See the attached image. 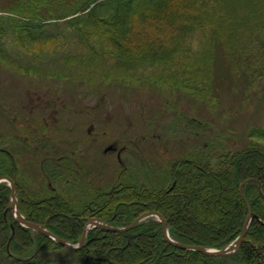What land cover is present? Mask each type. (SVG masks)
Returning <instances> with one entry per match:
<instances>
[{"label": "rangeland", "instance_id": "374dc122", "mask_svg": "<svg viewBox=\"0 0 264 264\" xmlns=\"http://www.w3.org/2000/svg\"><path fill=\"white\" fill-rule=\"evenodd\" d=\"M89 1L96 0H0V138L8 145L15 142L14 146L21 144L19 140L29 148L16 158L17 180L25 192L39 198L54 187L77 210L95 190L121 179L143 183L142 170L165 176L174 161L210 143L220 146H214L212 164L216 166L224 152L252 142L250 131L264 125L263 62L258 67L250 65L247 72L224 42L213 47V59L198 68L211 73V93L198 98L186 88L179 91L169 84L188 69L183 64L199 42L204 43L201 29L182 37L173 34L165 44L153 45L158 49L147 43L149 30H138L140 22L120 43L97 27H89L83 40L67 19L60 18ZM127 1L147 8L155 0ZM117 3L97 4L96 14H112ZM120 14L125 18L131 13ZM46 20L51 21L41 24ZM31 21L35 23L28 25ZM16 23L28 30H11ZM176 38L177 55L173 53L177 45L172 43ZM137 52L150 59L147 72L139 66L144 64L131 65ZM194 82L186 86L203 87ZM47 136L58 145L56 150H45ZM111 144L117 150L124 148L120 160L117 152H105ZM45 151L55 159L59 152L64 154L70 164L58 184L51 183L42 170ZM12 152L16 155V148ZM67 181L76 184L65 187ZM47 257L52 264H78L65 251L50 252Z\"/></svg>", "mask_w": 264, "mask_h": 264}, {"label": "trees", "instance_id": "16d2710c", "mask_svg": "<svg viewBox=\"0 0 264 264\" xmlns=\"http://www.w3.org/2000/svg\"><path fill=\"white\" fill-rule=\"evenodd\" d=\"M106 1L75 5L68 17L60 19H67L65 21L72 29L78 30L83 40L89 27H97L107 30L116 43H120L140 22L143 24L138 30L150 31L145 38L150 37L147 43L155 49L159 46L153 45L165 44L173 34L182 37L201 29L204 43L200 41L191 58L183 64L188 69L176 75L174 82L169 84L179 91L186 88L198 98L211 93V73L207 70L203 73L198 68L213 59L212 48L223 42L233 52L235 61L248 68L247 72L250 65L258 67L260 62L264 63V0H155L147 8L118 0L112 14L97 15V4ZM124 10L131 14L124 18L123 13L120 14ZM114 15L121 19L114 20ZM87 18L95 20L91 23ZM8 19L6 21L11 25ZM33 21L28 25L35 23ZM50 21H41V24ZM23 26V23H16L11 30H28ZM178 40L172 42L177 45L173 48L176 55L180 53ZM137 54L131 65L144 64L139 66L146 72L150 70V59L143 56V52ZM190 81L203 87L200 90L189 88L186 85ZM248 136L252 142L244 148L224 152L218 157L216 166L212 164L214 146H220L210 143L174 161L165 176L142 170L143 183L139 179L134 183L121 179L106 189L95 190L93 197L77 210L60 193H44L39 199L25 192L17 180L20 171L16 155L5 143L7 141L0 138V176H7L15 182L19 211L27 221L45 225L52 234L72 244L80 241L88 218L103 220L113 227H126L142 214L154 211L164 218L170 237L178 243L222 250L244 228L248 210L239 192L244 183L243 196L257 217L252 219L239 250L231 256L212 257L175 248L165 240L161 224L152 219L123 233L94 228L88 231L83 247L71 251L39 233L16 225L9 211L6 212L10 189L0 184V264H52L47 254L62 251L68 252L78 264H264V125L255 127ZM42 170L52 182L55 180L47 164ZM75 184L76 181H67L65 187L73 188ZM11 224L14 233L10 240Z\"/></svg>", "mask_w": 264, "mask_h": 264}, {"label": "water", "instance_id": "95a60500", "mask_svg": "<svg viewBox=\"0 0 264 264\" xmlns=\"http://www.w3.org/2000/svg\"><path fill=\"white\" fill-rule=\"evenodd\" d=\"M1 183H6L7 186L10 188V191H11V193H10V205L8 206L6 211H8V210L11 211V216L13 218V221L16 224H18L19 226L24 227L26 229H29L33 232L39 233V234L45 236L46 238L50 239L51 241L55 242L56 244L66 248L68 250H71V251H76V250H79L83 247V245L86 242L87 232L91 229L98 228V229H102V230H105L108 232L123 233V232L129 231V230L135 228L137 225H139L141 222H143L145 220L153 219V220H156L157 222H159L161 224L162 232H163L165 240L175 248H178V249L184 250V251H189V252H199L203 255L212 256V257L230 256V255L235 254L239 250V248H240L241 244L243 243V240L247 234V231H248V228L250 226L252 219L257 218L252 213L249 203L247 202V200L243 196L242 188H243V185L245 184L244 183V184H241L239 187V192H240L243 200L246 202V206H247V210H248V214H247L245 221H244V228H243L242 233L231 244H229L227 247H225L222 250H216V249H210V248L198 247V246H186V245H182V244L178 243L177 241L173 240L169 236L167 222L164 220V218L159 213L154 212V211H149V212L142 214L131 225L126 226V227H113V226L109 225L108 223H106L100 219H94V218L89 219V220H87V222L83 228V232H82V236H81L80 241L77 244H71V243H68V242L64 241L63 239L55 236L54 234H52L50 231L47 230L45 225H38V224L27 221L21 215V213L18 210L17 199H16L17 192H16L15 183L9 177L0 176V184ZM259 191H260V194L263 196V193H262L260 186H259ZM11 230H12V234H11V237H12L13 232H14L13 226H11Z\"/></svg>", "mask_w": 264, "mask_h": 264}, {"label": "flooded vegetation", "instance_id": "af4514ba", "mask_svg": "<svg viewBox=\"0 0 264 264\" xmlns=\"http://www.w3.org/2000/svg\"><path fill=\"white\" fill-rule=\"evenodd\" d=\"M46 105H49V101H47L45 103V108H46ZM0 108H1V102H0ZM32 141L34 142L35 139H32ZM11 142H13V140ZM17 142H19L21 144H19V146H16L17 144H15V146H14V143H15L14 142L13 145H10V144L8 145V147H10L11 150H12V148H16V158H17L18 152L22 153L24 148L27 149V147H25L22 142H20L19 140ZM44 142H45V144H44L45 145V150H48L49 148H51L53 150H56V148H54V146H58L57 144H55L54 140L50 139V137H48V136H47V138H46V140ZM113 145L114 144H111L108 148H106L105 152L107 150L117 152L116 158H118V160H119L120 154H121V152H122V150L124 148H122L121 150L120 149L117 150L115 147H113ZM27 150H29V148ZM45 154H46V156H45L44 160L42 161V165L47 164L48 169H50V171L52 173L53 179H55L54 181L58 184L61 181V179L65 178L67 170H70L71 167L67 166L66 161L64 159L65 158L64 154H61L59 152L58 155L55 156L56 159L54 157H51L50 156L51 154L49 155L48 151H45ZM50 159H52V160H50ZM80 170H82V167H80ZM49 181L52 183L51 179ZM51 192L58 193V192H54V187L51 188Z\"/></svg>", "mask_w": 264, "mask_h": 264}]
</instances>
